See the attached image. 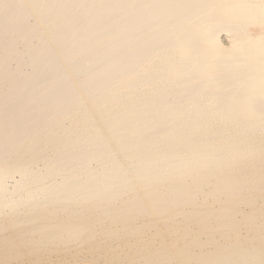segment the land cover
<instances>
[{"label":"bare ground","instance_id":"1","mask_svg":"<svg viewBox=\"0 0 264 264\" xmlns=\"http://www.w3.org/2000/svg\"><path fill=\"white\" fill-rule=\"evenodd\" d=\"M33 259L264 264V0H0V264Z\"/></svg>","mask_w":264,"mask_h":264},{"label":"rangeland","instance_id":"2","mask_svg":"<svg viewBox=\"0 0 264 264\" xmlns=\"http://www.w3.org/2000/svg\"><path fill=\"white\" fill-rule=\"evenodd\" d=\"M220 40H221V42H222V44L224 45V46H228L229 45V39H228V37L224 34V33H222V34H220ZM243 210L244 211H246L247 210V208L246 207H243ZM110 243V242H109ZM60 253H57V252H46V253H43L42 254V256L41 257H43L44 255H49V257H51V258H55L56 256H58ZM32 262L31 263H27V262H12V263H10V264H17V263H19V264H38L37 263V261L38 260H31ZM81 264V263H80ZM82 264H84V263H82Z\"/></svg>","mask_w":264,"mask_h":264}]
</instances>
